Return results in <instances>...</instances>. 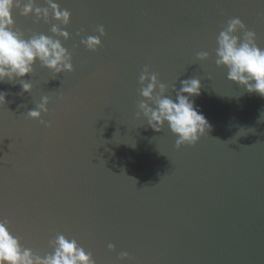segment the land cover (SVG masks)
Segmentation results:
<instances>
[{"label":"water","instance_id":"water-1","mask_svg":"<svg viewBox=\"0 0 264 264\" xmlns=\"http://www.w3.org/2000/svg\"><path fill=\"white\" fill-rule=\"evenodd\" d=\"M55 2L70 13L62 45L73 71L53 77L37 62L30 93L0 84V219L40 256L63 234L95 264H264V98L215 65L230 19L264 48V0ZM12 16L26 37L54 23ZM99 26L91 52L80 40ZM145 67L173 99V85L200 79L195 106L211 129L196 144L177 147L167 125L155 132L137 119ZM44 96L47 113L29 119Z\"/></svg>","mask_w":264,"mask_h":264},{"label":"clouds","instance_id":"clouds-1","mask_svg":"<svg viewBox=\"0 0 264 264\" xmlns=\"http://www.w3.org/2000/svg\"><path fill=\"white\" fill-rule=\"evenodd\" d=\"M45 7L37 6L35 0H0V84L19 82L20 95L30 93L32 85L24 78L33 73L34 65H39L53 77L73 71L72 57L62 45L69 33L63 30L69 24L70 13L61 9L55 0H44ZM19 11L24 17L33 16L37 21L52 23L49 35L33 33L25 36L16 30L12 16ZM98 35L80 40L87 50L95 52L101 46L104 36L103 26L96 29ZM79 35V33H77ZM215 65L226 70L227 81L235 83L249 94L264 98V48L256 43V34L245 28L239 18L227 21L216 37ZM207 52H199L196 60H208ZM140 102L137 105V119L143 118L155 132H160L167 125L169 132L176 137V146L194 145L203 137L211 126L205 116L195 106V99L201 94L199 78L180 81V88L174 85L169 95V88L157 79L145 67L138 79ZM7 93L0 91V105L6 103ZM49 99L41 97L35 108L27 112V117L40 120L46 114ZM260 120L264 121V112ZM43 123V122H42ZM47 126V125H45ZM52 251L40 256L31 248L24 247L20 238L12 233L6 219H0V264H95L91 252L81 247L75 238L56 234L49 242ZM114 246L109 244L108 250ZM118 259H128L127 252H121Z\"/></svg>","mask_w":264,"mask_h":264},{"label":"snow or ice","instance_id":"snow-or-ice-1","mask_svg":"<svg viewBox=\"0 0 264 264\" xmlns=\"http://www.w3.org/2000/svg\"><path fill=\"white\" fill-rule=\"evenodd\" d=\"M245 28H246V25H245ZM19 31H21V33H23L24 29H23V28H21V29H19Z\"/></svg>","mask_w":264,"mask_h":264}]
</instances>
